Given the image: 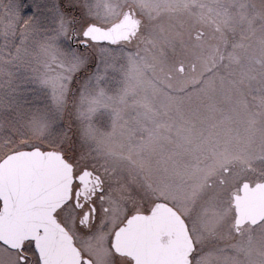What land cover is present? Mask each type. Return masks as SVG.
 <instances>
[{
	"label": "snow or ice",
	"instance_id": "obj_1",
	"mask_svg": "<svg viewBox=\"0 0 264 264\" xmlns=\"http://www.w3.org/2000/svg\"><path fill=\"white\" fill-rule=\"evenodd\" d=\"M0 264H264V0H0Z\"/></svg>",
	"mask_w": 264,
	"mask_h": 264
}]
</instances>
